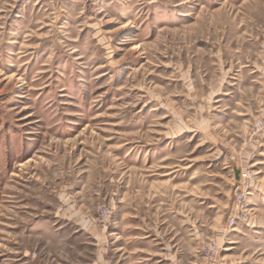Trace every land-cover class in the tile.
Returning a JSON list of instances; mask_svg holds the SVG:
<instances>
[{
	"label": "rangeland",
	"instance_id": "obj_1",
	"mask_svg": "<svg viewBox=\"0 0 264 264\" xmlns=\"http://www.w3.org/2000/svg\"><path fill=\"white\" fill-rule=\"evenodd\" d=\"M0 264H264V0H0Z\"/></svg>",
	"mask_w": 264,
	"mask_h": 264
},
{
	"label": "bare ground",
	"instance_id": "obj_2",
	"mask_svg": "<svg viewBox=\"0 0 264 264\" xmlns=\"http://www.w3.org/2000/svg\"><path fill=\"white\" fill-rule=\"evenodd\" d=\"M128 24L122 25L121 28H127Z\"/></svg>",
	"mask_w": 264,
	"mask_h": 264
}]
</instances>
